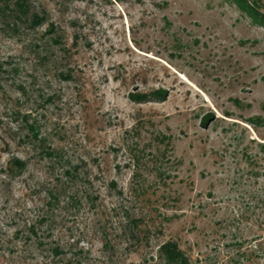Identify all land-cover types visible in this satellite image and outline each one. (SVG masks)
I'll use <instances>...</instances> for the list:
<instances>
[{
	"label": "rangeland",
	"instance_id": "1",
	"mask_svg": "<svg viewBox=\"0 0 264 264\" xmlns=\"http://www.w3.org/2000/svg\"><path fill=\"white\" fill-rule=\"evenodd\" d=\"M17 2L0 264H180L167 241L186 264H264V0Z\"/></svg>",
	"mask_w": 264,
	"mask_h": 264
},
{
	"label": "trees",
	"instance_id": "2",
	"mask_svg": "<svg viewBox=\"0 0 264 264\" xmlns=\"http://www.w3.org/2000/svg\"><path fill=\"white\" fill-rule=\"evenodd\" d=\"M3 1V0H2ZM27 4V0H18L17 2V10L15 9L14 11H17V13H21L24 15V7ZM9 6L8 4H6V7ZM19 6V7H18ZM1 7H0V11H1ZM254 13V17L256 19H258L259 21H262L264 24V13L259 11V9H254L253 10ZM41 19H39V16H37V14H33L31 21L34 23H38ZM30 132L32 134V136L37 139H39V135H38V129L36 126L34 125H30L29 126ZM45 153L49 156L54 155V150L50 149V150H45ZM15 164L17 165L18 168L20 169H25L26 167V162L24 160L21 159H15ZM53 198H56V196L53 193ZM132 223H133V229H134V233L133 237H135L138 234V230H139V220H135V219H131ZM137 232V234H136ZM35 233V232H34ZM54 253L59 254V247H56L53 249ZM161 251L162 253H164L165 258L168 262L170 263H182V264H186V261L188 260L184 254L181 252V250L178 247V244L174 241H167L166 243H164L161 246Z\"/></svg>",
	"mask_w": 264,
	"mask_h": 264
}]
</instances>
